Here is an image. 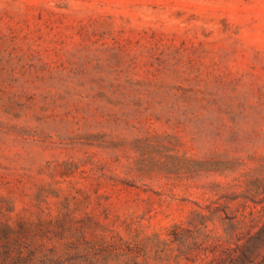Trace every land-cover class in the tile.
I'll list each match as a JSON object with an SVG mask.
<instances>
[{
  "label": "rangeland",
  "instance_id": "1",
  "mask_svg": "<svg viewBox=\"0 0 264 264\" xmlns=\"http://www.w3.org/2000/svg\"><path fill=\"white\" fill-rule=\"evenodd\" d=\"M0 264H264V0H0Z\"/></svg>",
  "mask_w": 264,
  "mask_h": 264
}]
</instances>
